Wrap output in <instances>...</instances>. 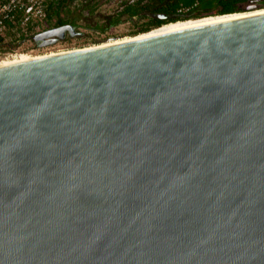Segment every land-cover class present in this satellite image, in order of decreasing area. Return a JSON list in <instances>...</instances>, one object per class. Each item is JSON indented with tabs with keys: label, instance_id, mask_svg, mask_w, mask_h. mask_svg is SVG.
Wrapping results in <instances>:
<instances>
[{
	"label": "water",
	"instance_id": "obj_1",
	"mask_svg": "<svg viewBox=\"0 0 264 264\" xmlns=\"http://www.w3.org/2000/svg\"><path fill=\"white\" fill-rule=\"evenodd\" d=\"M0 264H264V11L0 68Z\"/></svg>",
	"mask_w": 264,
	"mask_h": 264
},
{
	"label": "trees",
	"instance_id": "obj_2",
	"mask_svg": "<svg viewBox=\"0 0 264 264\" xmlns=\"http://www.w3.org/2000/svg\"><path fill=\"white\" fill-rule=\"evenodd\" d=\"M36 1L40 2L46 14L40 31L69 25L76 32L80 28H85L97 33H106L127 21L135 28L132 34L134 37L151 33L167 24L241 14L246 11L243 6L248 4H256L259 10L264 9V0H129L122 2L114 15L100 18L96 13L102 6L101 0ZM29 5L28 0H23L20 4V32ZM160 16H166L168 19L163 20ZM91 17L98 20L88 21ZM32 38L34 36L31 38L20 36L21 41Z\"/></svg>",
	"mask_w": 264,
	"mask_h": 264
},
{
	"label": "rangeland",
	"instance_id": "obj_3",
	"mask_svg": "<svg viewBox=\"0 0 264 264\" xmlns=\"http://www.w3.org/2000/svg\"><path fill=\"white\" fill-rule=\"evenodd\" d=\"M101 1H102V4H101L102 6L100 7L101 8L100 11L103 14H109V15H114L120 9L122 2H127V0H101ZM255 6L256 4H248V5L243 6V9L246 11L241 13V15L243 14L248 15L250 13H254V12H248L247 10L248 8L255 7ZM255 8H256V11L259 10L257 9L258 7H255ZM236 15H240V14H236ZM93 20L94 19L91 18L90 22L97 21V20H94V21ZM178 23H181V22H178ZM178 23H173V24H178ZM167 25H171V24H167ZM134 30L135 28L132 25V23L127 22V21H125L123 24L117 27H114L108 30L106 33L92 32L89 29L82 28L80 29L81 35H79L78 37H75V38L65 37L63 40H59L55 45L49 46L46 48H37L33 46L32 45L33 39L26 40V41H20V50L17 52V54L19 56H25L26 58L36 59V58L53 55V54H59V53H65V52H70V51L103 46L109 43H114L118 41L121 42L124 40H131L135 38L134 36H132ZM144 35H140L137 37H142ZM6 61H9V60H7L3 56H0V63L6 62Z\"/></svg>",
	"mask_w": 264,
	"mask_h": 264
},
{
	"label": "built area",
	"instance_id": "obj_4",
	"mask_svg": "<svg viewBox=\"0 0 264 264\" xmlns=\"http://www.w3.org/2000/svg\"><path fill=\"white\" fill-rule=\"evenodd\" d=\"M23 0H0V56L14 60L19 55L20 36H36L44 25L46 17L43 7L36 0H28L23 27L20 32V4ZM30 40V39H29Z\"/></svg>",
	"mask_w": 264,
	"mask_h": 264
},
{
	"label": "bare ground",
	"instance_id": "obj_5",
	"mask_svg": "<svg viewBox=\"0 0 264 264\" xmlns=\"http://www.w3.org/2000/svg\"><path fill=\"white\" fill-rule=\"evenodd\" d=\"M263 11L264 10L255 11V12L253 11L254 13H250L248 15H244V14L243 15H241V14L240 15H236L235 14L234 16L233 15H226V16L216 17V18H208V19H203V20H196V21L194 20V21H188V22H181V23H178V24L166 25V26L154 31L151 34L148 33V35L146 34V35H144L142 37H135V38H133L131 40H136V39L156 36V35H159V34H164V33H168V32L182 30V29H186V28H190V27H194V26H199V25H203V24H208V23H212V22H219V21L233 19V18L251 16V15H255V14L261 13ZM126 41H130V40H124V41H121V42H126ZM121 42L118 41V42L109 43V44H106V45H112V44H117V43H121ZM106 45H103V46H106ZM53 55H56V54H53ZM48 56H50V55H48ZM40 58H42V57H40ZM36 59H39V58H36ZM31 60H34V59L26 58L25 56H19L17 59H14V60H11V61L9 60V61L0 63V68H4V67H6L8 65H11V64H15V63H19V62H26V61H31Z\"/></svg>",
	"mask_w": 264,
	"mask_h": 264
},
{
	"label": "flooded vegetation",
	"instance_id": "obj_6",
	"mask_svg": "<svg viewBox=\"0 0 264 264\" xmlns=\"http://www.w3.org/2000/svg\"><path fill=\"white\" fill-rule=\"evenodd\" d=\"M127 1H129V0H127ZM100 9H101V8H100ZM96 14H97V16L100 17V18H101V17H105V16H109V14H103L100 10H99V12H97ZM160 17H161V16H160ZM91 18L94 19V20H98V19L95 18V17H91ZM91 18H88V21H90ZM94 20H93V21H94ZM80 29H82V28H80ZM80 29H79L78 32L75 31V36H74L73 38L78 37L79 35H81ZM47 30H49V29H47ZM44 31H46V30H44ZM44 31L42 30V31L39 32L38 34L44 32ZM90 31H92V30H90ZM92 32H94V31H92ZM38 34H37V35H38ZM65 37H72V36H71V34H70L69 32H66V36H65ZM32 39H33V41H32V45H33V46H35V47H37V48H42V47H41V43H42V42H36V41L34 40V38H32Z\"/></svg>",
	"mask_w": 264,
	"mask_h": 264
}]
</instances>
